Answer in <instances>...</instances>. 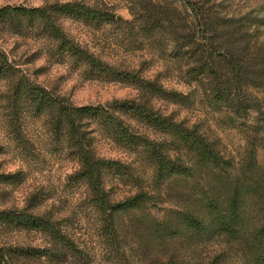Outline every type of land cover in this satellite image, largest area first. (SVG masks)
Returning <instances> with one entry per match:
<instances>
[{"label":"trees","instance_id":"16d2710c","mask_svg":"<svg viewBox=\"0 0 264 264\" xmlns=\"http://www.w3.org/2000/svg\"><path fill=\"white\" fill-rule=\"evenodd\" d=\"M127 1L130 20L70 1L6 5L0 8V24L18 35L37 30L61 56L97 67L145 95L185 106L199 101L242 133L245 146L238 157L224 154L197 125L163 114L147 101L75 105L53 97L26 81L1 45L0 81L11 85L13 103L25 100L44 119L63 153L78 164L70 179L84 188L108 264H264V167L257 158L264 147V6L259 14L235 17L217 0ZM60 17L129 25L168 57L193 89L168 90L100 62L65 34ZM96 134L140 164L99 156ZM142 166L150 170L146 176ZM15 175L0 173V183H14ZM121 183L128 188L114 199L111 189ZM0 227L49 239V246L39 249L1 244L0 264L86 261L85 249L59 223L27 209L0 207Z\"/></svg>","mask_w":264,"mask_h":264},{"label":"rangeland","instance_id":"374dc122","mask_svg":"<svg viewBox=\"0 0 264 264\" xmlns=\"http://www.w3.org/2000/svg\"><path fill=\"white\" fill-rule=\"evenodd\" d=\"M70 1L106 9L123 20L131 19L127 0H0V8L6 5L41 7ZM174 1L180 4V0ZM217 1L225 12L235 17L259 14L264 6V0ZM58 23L67 36L100 62L155 81L168 90L186 94L193 89L174 71L168 57L153 47L142 33L123 22L98 23L60 17ZM0 45L17 63L26 81L44 87L53 97L59 95L75 105L106 104L114 99L147 101L163 114L197 125L208 137L218 141L227 156L238 157L245 146L237 128L225 126L219 114L199 101L185 106L145 95L133 85L99 72L97 67L81 66L61 56L37 30H24L18 35L8 25L0 24ZM12 95L9 82L1 80L0 173L16 174V180L11 184L0 183V207L24 208L59 223L62 230L85 249L86 261L82 264H108L101 254L94 217L84 200V188L70 179L78 164L63 153L61 144L53 138L44 119L34 114L25 100L13 103ZM94 147L101 157L134 166L140 164L134 155L99 134L95 135ZM257 155L264 167V147ZM143 169L142 166L146 176L150 170L148 167ZM127 188L122 183L113 185V198L119 199ZM1 244L39 249L49 246V239L35 231L0 227ZM63 264L76 263L69 259Z\"/></svg>","mask_w":264,"mask_h":264}]
</instances>
